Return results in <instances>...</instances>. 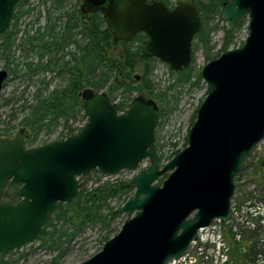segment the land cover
<instances>
[{
	"label": "water",
	"instance_id": "obj_1",
	"mask_svg": "<svg viewBox=\"0 0 264 264\" xmlns=\"http://www.w3.org/2000/svg\"><path fill=\"white\" fill-rule=\"evenodd\" d=\"M20 1L0 0V34ZM81 10L101 12L117 40L145 32L146 54L175 72L192 64L193 41L203 27L193 0H178L173 8L163 0L122 6L83 0ZM220 13L229 29L247 16L248 36L203 65L207 95L187 146L165 163L156 146L159 106L146 93L121 110L106 91H91L83 99V127L64 139L28 146L26 126L0 139V259L46 234L59 203L73 200L80 178L95 169L110 176L136 171L128 181L134 194L117 209L128 216L121 230L80 264H169L186 254L202 228L228 219L236 178L264 141V0L226 1ZM8 77L0 69V91ZM5 190L10 197L2 198Z\"/></svg>",
	"mask_w": 264,
	"mask_h": 264
},
{
	"label": "rangeland",
	"instance_id": "obj_2",
	"mask_svg": "<svg viewBox=\"0 0 264 264\" xmlns=\"http://www.w3.org/2000/svg\"><path fill=\"white\" fill-rule=\"evenodd\" d=\"M82 1L83 0H65L62 7L53 9L52 0H48L46 3H43L42 0H29L19 8H15V12L18 13L17 28L19 31L12 48L14 57L13 64L19 63L20 73L16 75L13 74L6 67V60L0 57V69L3 68L9 71V77L4 82V87L0 91V139L5 138L3 134L6 127L15 126V129L10 130L11 137H14L18 133L19 128L24 126L19 123L28 115L29 110H23L21 106L24 103H34L37 88L41 86V79H45L48 82L45 91L46 95L65 83L64 78L60 79L58 77H53L50 73L44 74L43 72H39L38 75L32 78V81L23 76L25 62H32L35 66V64L38 63H41V65L44 64L47 59L46 57L40 58L38 50L29 51L23 48H27L25 43L26 37L35 35L47 27L48 8L51 10V20L58 21L59 19L58 25L63 27L66 22L64 12H75L77 7H81ZM176 1L177 0H173L174 5ZM210 17L211 24L216 25V29L211 34V45L213 46L211 55L214 56L219 52L222 45L227 23L217 13H214V15L211 14ZM248 21V17L246 16L242 26L237 29L235 33V38L230 49L242 46L241 44L245 42L248 36ZM79 41L81 40L79 39ZM123 50L124 45L119 42L109 51V56L118 57L122 54ZM65 52L66 54L64 52L62 53V61L71 62L73 60L72 53H76L77 56L80 54L75 45H71ZM193 53L194 61L192 64L195 68L194 71L201 72L203 65L208 62L206 58L207 48L201 44L198 38L194 39ZM13 64L11 67L15 66ZM170 69L167 63L157 60L154 62L153 72L150 76V79L156 86V93H162L167 90L165 100L160 101L159 99H154L158 106L162 107L164 110L163 125L161 129L157 128L156 140V143L159 142L160 147L158 151L164 163L171 159L169 157L173 154L174 150H181L184 148L190 128L196 119L197 109L207 95L206 84L205 86H200L192 85L188 82L176 83V75L172 74ZM116 75L122 81L128 80L125 78L126 76L124 73H116ZM131 76L137 80H141L143 72L137 69L131 73ZM174 83L176 86L168 89V86ZM102 91L108 92L106 88ZM113 95L116 102L122 100L124 97L122 88L115 91ZM7 101L9 102L7 103ZM82 123L84 125L85 120L83 121L79 116L69 122L74 129L80 127ZM62 130L63 122L55 127L50 134L42 130L36 142L37 144L34 146L43 144V140L53 139L55 136L61 135L63 132ZM174 143L177 144L175 147L173 146ZM244 166H246V168L244 171L242 170L236 178L237 185L232 200L230 216L225 221H214L208 229L204 230L203 234L204 237H206V234L210 237L218 234L221 235L226 245L231 249L232 256L230 258L234 260H229L226 264H232L233 262V264H264V228L257 233L255 228L249 227L246 222L249 220L257 224L253 215H251L253 211H257V213L264 216V141H261L253 148L246 158ZM135 173L136 171L125 170L117 175L106 176L101 173L99 175L93 170V172L88 175H91L88 181L81 179L87 176L80 178V184L85 181L86 188L88 191H91L100 183L109 179L129 181L130 177ZM168 174L169 173H166L161 179L159 178L157 183L161 184L160 180L163 182ZM109 203L110 206L118 208L124 204L122 200L118 198L111 199ZM104 212H108V209L105 208ZM127 218L128 216L126 214L119 213L108 228L104 227L101 223H88L69 241L64 243L62 248H51L43 245L42 241L38 239L32 242V244H27L21 248L20 253H8L9 255L7 254V258L13 261L14 264H50L53 258L59 256V264H80L85 259L99 252L105 241H107L105 239L115 236L121 230ZM54 224H57V229L68 228L69 231L72 230V227L68 226L63 220H55ZM262 224L264 225V222H262ZM235 233H239L241 237L234 236ZM209 238L204 240V242L200 240L198 244H194L190 249V255H192V257L188 258L185 262L182 261L177 264H199L202 260V252L206 254L211 245V239ZM235 258L239 261L236 262Z\"/></svg>",
	"mask_w": 264,
	"mask_h": 264
},
{
	"label": "trees",
	"instance_id": "obj_3",
	"mask_svg": "<svg viewBox=\"0 0 264 264\" xmlns=\"http://www.w3.org/2000/svg\"><path fill=\"white\" fill-rule=\"evenodd\" d=\"M27 1L29 0H21L15 8H19ZM42 1L43 3H46L48 0ZM52 1V8L55 9L57 7L58 9L63 6L65 0ZM163 1L168 6H174L173 0ZM193 1L198 5L203 23L202 29L196 34L195 38H198L201 44L207 48L206 58L209 61L230 49L235 38V33L237 29L242 26L246 16H244L233 29H229L225 26V35L220 50L216 55L212 56L211 51L213 46L211 45V34L216 29V25L211 24L210 16L211 14L214 15V13H217L221 17V5L230 0ZM118 2L120 6H122L125 0H118ZM47 13V27L44 28L43 31L39 30L40 32L35 35L26 37L25 43L27 48H23L29 51L38 50L40 58H44L45 55L51 54L55 60V68L59 72L64 70L66 72L64 75L65 83L50 95H46L45 91L48 82L45 79H41V86L37 88L34 103L22 104L21 107L23 110H29L28 115H26L19 123L20 125L26 126L30 131V138L27 140V145H36L39 134L42 130H45L50 134L61 122H63V132L60 139L80 131L83 123L80 127L74 129L69 122L72 119L78 118V116L83 121L86 120L83 99L93 90L102 91L106 88L111 99L116 101L113 93L122 88L124 97L122 100L118 101L121 110H124L128 103L140 93H146L160 101L166 99L167 90L162 93H156V86L150 79L153 72L154 62L158 59L147 55L145 52L144 46L147 44L146 42H148V36L145 32L137 34L131 41H122L117 40L113 36L107 27L105 17L99 11L85 14L82 12L81 7H77L75 12L65 11L64 16H66V22L63 27L58 25L59 19L58 21L51 20V10L49 8L47 9ZM17 19L18 13L14 12L10 27L7 31L0 34V57L6 60V67L15 75L20 73L19 63L13 64L14 57L12 51L19 31L17 28ZM79 39L81 41H79ZM119 42L124 45L122 54L118 57L109 56V51ZM243 44L244 43L241 45ZM71 45H75L80 54L77 56L76 53H72L74 61H65L62 64L61 58L56 57V54L60 50L67 51ZM12 64L15 66L11 67ZM24 65L23 76L31 81L34 76L39 74V72L52 69L49 64L41 65V63H38L34 66L32 62H25ZM137 69H140L143 72L141 80H137L131 76V73ZM194 70L195 68L193 64L178 72H174L170 69L171 73L176 75V83L188 82L192 85L205 86L201 72H195ZM116 73H124L126 76L125 78L128 80H120ZM175 86V83L171 84V86H168V89ZM8 102L9 101H7V103ZM163 115L164 110L162 107H159L158 129L162 128ZM13 129H15V126H8L5 128L3 134L5 138L12 136L10 130ZM48 141H50V139L43 140L42 143L44 144ZM187 143L188 139L186 140L184 147L187 146ZM176 145V143L173 144L174 147ZM156 146L159 150V142L156 143ZM179 151L180 149L174 150L169 158H172ZM245 168L246 166H244L243 171ZM94 171L100 175L97 169ZM90 176L81 179L88 181ZM85 181L80 184L77 196L70 202L59 203L58 209L53 214L56 221L63 220L68 226L72 227V230L69 231L68 228L57 229V224H54L46 234L38 238L42 241L43 245L51 248H62L64 243L69 241L88 223H101L104 227L108 228L119 214L117 213L118 207L110 206L109 201L113 198H118L125 203L134 194V187L129 185L128 180L109 179L100 183L91 191H88L86 188ZM160 183H162V180H160ZM6 197H10L7 190L2 194V198ZM105 208L108 209V212H104ZM251 215H253L254 220L257 222L255 231L258 233L264 228V225L262 224V222H264V216L257 213V211L251 212ZM234 236H240V234L235 233ZM108 239L109 237L105 240ZM20 251L21 248L13 250L9 252V254L15 252L20 253ZM8 255L4 259H0V264H14L13 261L7 258ZM229 255L230 257L232 256L231 249H229ZM58 259L59 256L53 258L50 264H59ZM230 260L234 261L231 258ZM235 261L238 262L239 260L235 258Z\"/></svg>",
	"mask_w": 264,
	"mask_h": 264
},
{
	"label": "built area",
	"instance_id": "obj_4",
	"mask_svg": "<svg viewBox=\"0 0 264 264\" xmlns=\"http://www.w3.org/2000/svg\"><path fill=\"white\" fill-rule=\"evenodd\" d=\"M60 138H61V135L55 136L53 139H50V140L52 141V140H56V139H60ZM246 222H247L249 227H251V228L256 227V224L254 222H251L249 220ZM209 227L202 228L199 231L198 239L192 243V245L187 250L186 254L181 259L172 260L169 264H177L178 262H182V261L185 262L188 258H191L192 257V255H190L191 247L194 244H198V242L200 240H202L204 242V240H207L210 237L208 234H206V237H204V234H203L204 230L208 229ZM209 239H211L212 243L210 242L211 245L209 247V250H207L206 254H204V252H202V257H201L202 260L199 264H226V262L230 260L229 247L226 245V243L223 240V238L221 237V235L220 234H218L216 236L213 235ZM30 244H32V243H30Z\"/></svg>",
	"mask_w": 264,
	"mask_h": 264
},
{
	"label": "flooded vegetation",
	"instance_id": "obj_5",
	"mask_svg": "<svg viewBox=\"0 0 264 264\" xmlns=\"http://www.w3.org/2000/svg\"><path fill=\"white\" fill-rule=\"evenodd\" d=\"M170 8H173L174 6H169ZM93 13V12H92ZM89 14V13H88ZM140 33H142V32H140ZM139 34V33H138ZM137 35V34H136ZM135 35V36H136ZM148 36V35H147ZM148 40H149V37H148ZM147 40V41H148ZM147 43V42H146ZM146 46V45H145ZM145 46H144V48H145ZM65 53V51H63V50H60L57 54H56V57H59V58H61V60H62V58H63V55H62V53ZM45 57L47 58L46 59V62L44 63V64H49L50 65V68H52V69H48L47 71H43V73L44 74H46V73H50L51 75H53V77H58V78H60V79H62V78H64L65 79V77H64V75H65V70L64 71H58L55 67H56V64H55V60H54V57L51 55V54H47V55H45ZM65 61H62V64L64 63ZM9 72V71H8ZM57 88H55L52 92H50L48 95H50L51 93H53L55 90H56ZM11 138H13V137H11ZM17 198H13L12 197V200H16ZM199 237V236H198Z\"/></svg>",
	"mask_w": 264,
	"mask_h": 264
}]
</instances>
